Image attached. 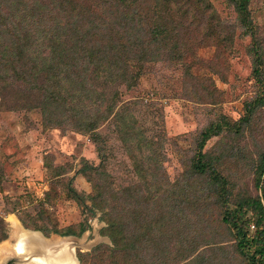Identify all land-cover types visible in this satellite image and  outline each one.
I'll use <instances>...</instances> for the list:
<instances>
[{"label": "trees", "instance_id": "16d2710c", "mask_svg": "<svg viewBox=\"0 0 264 264\" xmlns=\"http://www.w3.org/2000/svg\"><path fill=\"white\" fill-rule=\"evenodd\" d=\"M227 2L250 32V0ZM215 15L207 0H0V107L38 110L44 128L91 134L99 145L100 163L83 159L78 170L91 193L80 194L71 181L65 185L87 218L48 229L24 212L17 218L25 229L78 238L99 212L105 224L99 235L112 246H97L90 257L79 253L81 264L104 252L112 255L110 264H179L204 249L218 257L217 245L230 239L234 251L219 256L223 264H264V153L255 168L261 196L240 198L231 208L232 186L204 152L222 131L223 117L200 132L191 158L179 161L182 172L170 179L163 168L164 134L145 130L129 107L117 106L116 90L105 93L113 86L132 89L148 65L184 64L193 35L202 42L231 41ZM263 101L261 91L248 104L247 123ZM110 119L131 160L133 184L115 186L107 169L97 129Z\"/></svg>", "mask_w": 264, "mask_h": 264}, {"label": "rangeland", "instance_id": "374dc122", "mask_svg": "<svg viewBox=\"0 0 264 264\" xmlns=\"http://www.w3.org/2000/svg\"><path fill=\"white\" fill-rule=\"evenodd\" d=\"M207 1L223 26L221 34L232 36L231 41L202 42L201 35H193L184 64L148 65L132 89L113 86L105 89V93L116 90L117 106L129 107L132 112L129 115L141 122L145 130L164 134L163 168L170 179L182 172L179 161L187 163L191 158L200 132L223 117L222 131L209 138L204 152L227 176L232 186L229 203L233 208L240 198L261 196V190L255 186V168L264 153V101L253 108L249 123L244 116L248 104H253L264 91V0L249 2L248 33L241 28L227 0ZM97 134L104 144L107 169L115 178V186L133 184L136 179L131 160L121 147L112 119L102 124ZM98 146L91 134L44 128L38 110L7 111L0 107V238L7 235L0 242V264L15 258L22 249L38 250L23 243L24 239L17 241L13 237L10 217L18 221L22 231L32 234L35 232L24 230L18 215L25 212L38 226L51 229L54 225L59 230L87 218L84 209L67 197L65 185L71 181L80 194L91 193L90 184L78 170L83 159L95 166L100 163ZM59 166L67 170L55 171ZM100 215L97 212L94 218H88L90 228L78 238L62 239L54 234L46 237L50 240L44 241L52 253L43 252L59 260L71 243L72 253L81 264L79 253L90 257L97 246L111 247L109 239L99 235L105 227ZM233 244L232 239L222 242L217 245L220 246L217 252L225 253L227 258L234 251ZM204 250L179 264L225 262L219 261L222 256L215 257ZM112 260V255L104 252L97 261L87 260L86 264H110Z\"/></svg>", "mask_w": 264, "mask_h": 264}, {"label": "bare ground", "instance_id": "6f19581e", "mask_svg": "<svg viewBox=\"0 0 264 264\" xmlns=\"http://www.w3.org/2000/svg\"><path fill=\"white\" fill-rule=\"evenodd\" d=\"M10 223H11L13 229H14L13 237L17 241H20L21 239H24L25 242H23V243H25L26 245L31 246L32 248L33 247H40V246L45 247V244H43V243L40 244V241L44 242V240L41 239L40 234H38V233L32 234V233H28V232L22 231L20 226H19L18 221L13 216L10 217ZM24 230H26V229L24 228ZM26 231H29V230H26ZM62 239H69V238H62ZM45 240H50V239H45ZM21 251L22 252L18 253L16 255V257L21 258V262H23V264L25 262H27L25 264H29V263L54 264V263H52L53 260H51V257L49 256V254H47V253H45L43 251H38V250H35V249H30V250H28V249H24L23 250L22 249ZM65 256H66V258H65L64 261L66 262V264L74 263L73 262L72 250L70 248L67 249V251L65 253ZM74 258H75V256H74ZM75 260H76V258H75ZM76 264H77V260H76Z\"/></svg>", "mask_w": 264, "mask_h": 264}, {"label": "crops", "instance_id": "0c3cea01", "mask_svg": "<svg viewBox=\"0 0 264 264\" xmlns=\"http://www.w3.org/2000/svg\"><path fill=\"white\" fill-rule=\"evenodd\" d=\"M41 239H43L44 240V238H42L41 237ZM44 243H45V247H42V246H40V247H33V248H36V249H38V250H45V251H50V249H49V247L50 246H48L47 244H46V242L44 241ZM70 245H71V243H69L68 244V246H67V248H70L71 249V247H70ZM72 250V249H71ZM66 251V250H65ZM51 252V251H50ZM52 253V252H51ZM64 254V255H63ZM62 255H61V259H56L55 257H51V260H53L52 262L54 263V264H66V262L64 261L65 260V258H66V256H65V253H63ZM72 255H73V253H72ZM22 257V256H21ZM3 260V259H2ZM73 262L74 263H72V264H76V260H75V258H74V255H73ZM29 264H35V263H29Z\"/></svg>", "mask_w": 264, "mask_h": 264}, {"label": "water", "instance_id": "95a60500", "mask_svg": "<svg viewBox=\"0 0 264 264\" xmlns=\"http://www.w3.org/2000/svg\"><path fill=\"white\" fill-rule=\"evenodd\" d=\"M27 230V229H26ZM30 231V230H29ZM30 232H35V233H38L40 234V236L44 239H49V238H46L44 236L41 235L40 232L38 231H30ZM61 238H68V237H61ZM75 256V255H74ZM76 258V257H75ZM77 260V259H76ZM6 264H11V263H21V258H18V257H15V258H11L9 259L7 262H5ZM77 264H78V261H77Z\"/></svg>", "mask_w": 264, "mask_h": 264}]
</instances>
